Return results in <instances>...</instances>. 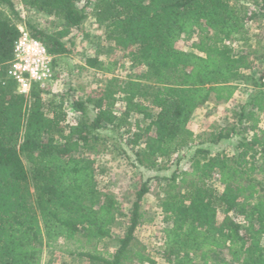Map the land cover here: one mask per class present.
<instances>
[{
    "label": "trees",
    "instance_id": "1",
    "mask_svg": "<svg viewBox=\"0 0 264 264\" xmlns=\"http://www.w3.org/2000/svg\"><path fill=\"white\" fill-rule=\"evenodd\" d=\"M20 2L62 20L55 34L27 25L54 57L68 52L62 38L69 29L92 17L143 70L111 78L99 96L72 100L78 115L71 122L60 96L45 108L44 89L34 86L23 94L6 77L20 31L1 8L13 13L12 1L0 0V264H40L44 246L77 236L91 244L78 255L91 261L153 263L133 243L144 219L145 184L136 191L114 252L106 257L95 252L123 213L113 193L99 190L87 151L95 150L99 130H119L134 115L142 119H134L127 143L136 166L153 169L193 148L188 168H175L157 195L164 225L161 258L167 264H264V70L245 74L252 66L249 54L234 53L231 46L248 43L247 24L264 15V4L251 12L242 0ZM180 39L193 40L191 50L179 48ZM85 67L113 71L96 56L86 57ZM240 82L252 91L232 111V122L195 144L188 123L196 110L211 100L232 99ZM115 94L123 103L119 113L111 102ZM234 134L239 138L231 155L203 146ZM223 250L229 259L221 256Z\"/></svg>",
    "mask_w": 264,
    "mask_h": 264
},
{
    "label": "rangeland",
    "instance_id": "2",
    "mask_svg": "<svg viewBox=\"0 0 264 264\" xmlns=\"http://www.w3.org/2000/svg\"><path fill=\"white\" fill-rule=\"evenodd\" d=\"M13 13L9 8L2 6L5 15L9 16L18 26L27 29V25L34 26L46 34H55L62 27V20L24 6L20 0H11ZM251 12L257 11L258 5L264 4V0H242ZM250 4H252L250 8ZM257 13V12H256ZM248 43H232L234 53L249 54L252 61L250 69L244 70L245 74L258 76L264 70V15L258 14L248 24ZM68 52L54 57V74L52 81L47 83L45 91V108L56 96H60L64 102L67 119L75 121L77 113L71 109L72 100L99 96L108 85V80L117 78L126 79L143 69L132 65L129 59V51L118 46L114 41L106 38L105 29L99 27L92 17L86 18L82 24L69 29L68 34L62 38ZM191 41L180 39L177 46L184 50H191ZM96 56L104 66L112 68L111 73L102 70L85 67L86 57ZM252 88L245 83H237L232 99L226 102L211 100L196 110L188 123V127L195 135V144L208 138L210 133L220 127L230 124L233 110L243 104ZM113 109L121 112L123 103L121 96L113 95L111 98ZM88 106L87 110L90 111ZM91 113V112H90ZM93 115L90 114V117ZM142 119L141 116H131L130 123L121 129H101L98 139L93 142L94 151H87V155L94 161L96 168V180L99 190L113 193L121 202L123 215L117 216L112 226L110 237L99 243L95 252L101 256H108L118 246L127 226V215L132 202L135 200L136 191L142 184L148 188L142 197L141 210L144 212L143 223L135 230L133 243L142 245L146 254L153 263L167 264L161 258L163 248V221L157 204V195L165 184L164 178L168 177L175 168L186 169L193 154V148L185 149L175 154L169 161L162 160L153 169H144L135 165L133 150L127 143L131 132L134 130V119ZM263 116L261 117V119ZM260 126L264 127V121L260 120ZM239 136L234 134L231 138L222 139L217 144L203 143L210 151H222L228 155L234 153V147ZM25 167L29 170L30 163L23 157ZM262 178V176H258ZM34 196H31V201ZM90 250L91 244H84V239L77 236L74 240L65 241L59 239L51 246H44L41 253L40 264H102L91 261L85 256H79L78 252ZM221 256L229 259L227 251L223 250ZM127 264H137L135 260Z\"/></svg>",
    "mask_w": 264,
    "mask_h": 264
},
{
    "label": "built area",
    "instance_id": "3",
    "mask_svg": "<svg viewBox=\"0 0 264 264\" xmlns=\"http://www.w3.org/2000/svg\"><path fill=\"white\" fill-rule=\"evenodd\" d=\"M18 28L20 36L13 44V56L8 62L6 77L14 81L17 91L28 94L32 87L43 88L52 81L54 56L26 28ZM261 121H264V116Z\"/></svg>",
    "mask_w": 264,
    "mask_h": 264
}]
</instances>
